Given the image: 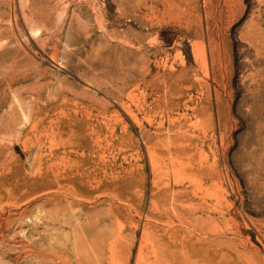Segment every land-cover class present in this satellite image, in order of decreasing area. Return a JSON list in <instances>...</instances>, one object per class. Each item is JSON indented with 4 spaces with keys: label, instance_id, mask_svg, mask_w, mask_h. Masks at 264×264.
I'll return each instance as SVG.
<instances>
[{
    "label": "rangeland",
    "instance_id": "374dc122",
    "mask_svg": "<svg viewBox=\"0 0 264 264\" xmlns=\"http://www.w3.org/2000/svg\"><path fill=\"white\" fill-rule=\"evenodd\" d=\"M182 250L264 264V0H0V264Z\"/></svg>",
    "mask_w": 264,
    "mask_h": 264
},
{
    "label": "bare ground",
    "instance_id": "6f19581e",
    "mask_svg": "<svg viewBox=\"0 0 264 264\" xmlns=\"http://www.w3.org/2000/svg\"><path fill=\"white\" fill-rule=\"evenodd\" d=\"M36 30H31V33H35ZM197 190L199 192H202L203 189L200 188V186H197ZM205 192V191H203ZM207 194V191L205 192ZM181 257V263L180 264H212V259L210 258V255L206 252L201 251H191L187 252L181 251L180 253ZM155 256V255H154ZM170 259L164 258V260H161L160 258L154 257L153 258V264H177V261L175 262V257L171 256Z\"/></svg>",
    "mask_w": 264,
    "mask_h": 264
}]
</instances>
